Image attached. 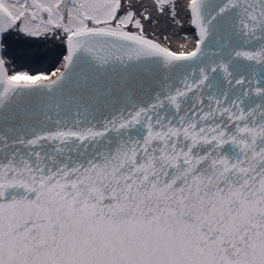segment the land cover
Masks as SVG:
<instances>
[{"label":"snow or ice","instance_id":"snow-or-ice-1","mask_svg":"<svg viewBox=\"0 0 264 264\" xmlns=\"http://www.w3.org/2000/svg\"><path fill=\"white\" fill-rule=\"evenodd\" d=\"M0 264H264V0H0Z\"/></svg>","mask_w":264,"mask_h":264}]
</instances>
